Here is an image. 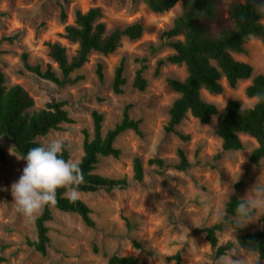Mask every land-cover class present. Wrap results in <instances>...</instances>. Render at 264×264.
Returning <instances> with one entry per match:
<instances>
[{
	"label": "rangeland",
	"instance_id": "rangeland-1",
	"mask_svg": "<svg viewBox=\"0 0 264 264\" xmlns=\"http://www.w3.org/2000/svg\"><path fill=\"white\" fill-rule=\"evenodd\" d=\"M243 1L221 0L217 5V21L207 24L209 32L217 36L220 30L230 29L229 7ZM93 7L101 9L108 31L141 23L142 37L136 41L122 39L111 55L90 54L88 62L73 73L80 78L74 85L59 88L24 70L22 54L27 55L32 66L44 69L50 64L57 70L48 57L47 42L59 43L66 48L68 57H73L77 46L61 37L64 27L73 23L76 10L86 12ZM180 12L178 3L166 13L154 14L139 0H0V40L5 39L0 44V70L8 84L21 85L33 98L34 109L43 108L51 100L64 101L73 120L72 124H63L60 130L41 138L42 144L61 140L70 159L79 161L83 154L82 132L85 130L92 136L91 112L102 113L106 132L120 122L126 106H130L128 113L132 119L141 120L142 132V137L132 131L119 135L115 142L121 151L119 158H102L94 171L125 183L110 191L81 193L80 200L92 210L94 227L86 226L76 214L51 208L53 220L46 223L49 242L45 256L26 245V239H37L34 222L40 214L29 220L17 211L11 195V185L22 175L26 161L9 141L0 140L4 152L3 159L0 158V264H108L112 255L133 256L143 264H175L172 258L176 255L181 258L179 264H217L214 250L201 230L222 222L230 197L260 198L255 186L264 185V161L258 167L249 162V155L257 145L246 135L241 136L243 150L222 153L221 141L215 135L217 115L208 125H201L187 115L176 130L188 136V141L165 134L169 108L177 97L166 80H182L186 72L184 66L164 61L173 52L169 42L176 38L169 39L163 34ZM247 49V56L234 54V57L252 65L254 75L263 73L264 39H251ZM122 61L126 85L123 94L115 95L113 73ZM99 63L103 66V81L96 74ZM142 67L147 88L139 92L132 88V81ZM249 82L241 81L231 89L222 80V94L213 95L202 89L201 97L215 104L218 114L223 112L225 101L231 99L249 108L252 101L244 93ZM179 148L190 163L185 171L176 169ZM136 157L143 167L141 182L134 177ZM151 159L162 160L163 165L148 164ZM260 227L257 220L243 229L251 232ZM217 239L218 245L236 243V234L228 222L223 223ZM240 250L249 264H264L256 253Z\"/></svg>",
	"mask_w": 264,
	"mask_h": 264
},
{
	"label": "trees",
	"instance_id": "trees-1",
	"mask_svg": "<svg viewBox=\"0 0 264 264\" xmlns=\"http://www.w3.org/2000/svg\"><path fill=\"white\" fill-rule=\"evenodd\" d=\"M154 14H162L173 9L178 3L181 12L173 20L172 27L165 32L169 39L170 48L173 50L165 58V62L171 65L184 66L186 76L184 79L168 78L167 84L177 95L169 108V118L164 126L165 134H175L183 142L189 137L176 130L187 115L197 119L201 125L210 124L212 117L217 115L215 121V135L221 141L222 153L237 152L244 149L241 136L246 135L256 142V147L249 155V162L253 166H260L264 161V102L254 107L244 108L238 100L227 101V107L218 114L215 104L206 102L201 97V90L205 89L213 95H220L224 91L221 81L235 89L239 82L250 81L245 88V96L248 99L258 92H264V72L254 75V68L247 62L237 60L234 54L247 56L249 54L247 44L251 39H264V16L257 14L252 0H244L232 3L228 15L232 27L222 29L217 36L209 32L207 24L217 21V5L221 0H139ZM61 18H65L61 11ZM103 13L99 7H93L86 12L76 10L73 23L64 27L61 37L68 43L77 46L76 53L69 58L66 48L59 43L47 42L48 57L56 65L55 70L50 64L44 69L40 65L32 66L27 62V55L22 54L21 60L25 71L46 80L59 88L74 85L80 80L73 73L81 69L89 60L92 53L111 55L120 47L122 39L136 41L144 33L141 23H132L124 28L107 30L103 21ZM181 37L182 39H178ZM5 39L0 40V44ZM1 53V52H0ZM103 66L97 64L96 74L103 81ZM145 67L135 72L132 88L144 92L147 88V80L143 77ZM126 85L124 78L123 61L115 68L112 78V92L115 95L124 93ZM226 106V105H225ZM126 106L122 118L113 128L103 132V115L93 110L92 136L83 131L82 156L80 167L84 175V183L80 185V193H93L99 189L110 191L114 187L124 184V181L106 178L95 173L96 166L102 158H119L121 151L115 147L116 139L127 131L134 132L142 137L140 130L141 120L132 119ZM66 103L64 101L51 100L45 103L43 108L34 109V100L28 92L18 84L9 85L6 75L0 70V140L9 141L14 146V151L23 158L28 150L41 145L44 138L52 131L61 129L63 124H72ZM65 146V145H64ZM179 163L176 169L185 171L190 167L185 152L177 150ZM4 152L0 146V158ZM64 159H70L67 147H64ZM148 164L163 165L159 159H151ZM134 177L136 181L143 180V167L139 158L134 159ZM238 186V185H237ZM65 189L57 192V203L45 206L40 215L35 219L37 233L36 240L26 239V245L34 248L42 256L46 255L49 242L48 227L46 223L53 220L51 208L60 212L78 215L88 227H94L91 219V208L82 200L70 202L63 195ZM239 199L230 197L226 204L223 220L219 224L201 230L205 234L207 242L214 250L215 258L219 259L232 251L236 246L246 252L256 253L258 259L264 262V217L259 219V230L245 232L238 229L231 220L235 206ZM228 222L236 234V243L228 241L224 245H218L217 233L222 230L223 223ZM136 247H140L135 243ZM175 264H179L181 258L176 255L172 258ZM108 264H143L133 256L120 257L112 255L108 258Z\"/></svg>",
	"mask_w": 264,
	"mask_h": 264
},
{
	"label": "clouds",
	"instance_id": "clouds-1",
	"mask_svg": "<svg viewBox=\"0 0 264 264\" xmlns=\"http://www.w3.org/2000/svg\"><path fill=\"white\" fill-rule=\"evenodd\" d=\"M252 2L257 14L264 16V0ZM251 101L252 107L264 102V92H258ZM225 105L224 108L227 107L226 101ZM243 110L242 104L240 111ZM64 147L61 140L53 139L46 144L30 148L23 157L26 166L19 179L11 185V195L17 211L29 220L35 219L45 206H54L57 203L59 189H65L63 195L70 202L81 198L79 187L84 183V175L80 161L64 159ZM255 191L260 193V198H249L246 195L237 201L231 220L238 229L264 217V185L255 186ZM217 264H249V260L240 249H233L219 257Z\"/></svg>",
	"mask_w": 264,
	"mask_h": 264
},
{
	"label": "water",
	"instance_id": "water-1",
	"mask_svg": "<svg viewBox=\"0 0 264 264\" xmlns=\"http://www.w3.org/2000/svg\"><path fill=\"white\" fill-rule=\"evenodd\" d=\"M13 148H14V146H13Z\"/></svg>",
	"mask_w": 264,
	"mask_h": 264
}]
</instances>
